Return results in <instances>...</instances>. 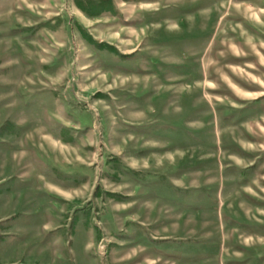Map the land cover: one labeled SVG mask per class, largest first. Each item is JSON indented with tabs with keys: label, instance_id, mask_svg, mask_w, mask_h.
Segmentation results:
<instances>
[{
	"label": "rangeland",
	"instance_id": "obj_1",
	"mask_svg": "<svg viewBox=\"0 0 264 264\" xmlns=\"http://www.w3.org/2000/svg\"><path fill=\"white\" fill-rule=\"evenodd\" d=\"M0 264H264V0H0Z\"/></svg>",
	"mask_w": 264,
	"mask_h": 264
},
{
	"label": "crops",
	"instance_id": "obj_2",
	"mask_svg": "<svg viewBox=\"0 0 264 264\" xmlns=\"http://www.w3.org/2000/svg\"><path fill=\"white\" fill-rule=\"evenodd\" d=\"M44 135H47V133H44ZM51 138H52L54 144L58 143V139H55L54 137H51ZM58 144L61 145L62 148H66V146H67V144L62 143V142H60Z\"/></svg>",
	"mask_w": 264,
	"mask_h": 264
}]
</instances>
